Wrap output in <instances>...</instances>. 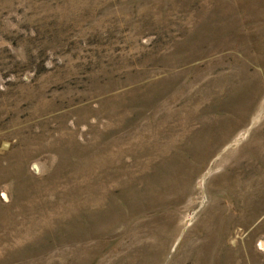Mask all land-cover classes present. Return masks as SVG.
I'll return each instance as SVG.
<instances>
[{"label": "rangeland", "instance_id": "obj_1", "mask_svg": "<svg viewBox=\"0 0 264 264\" xmlns=\"http://www.w3.org/2000/svg\"><path fill=\"white\" fill-rule=\"evenodd\" d=\"M0 264H264V0H0Z\"/></svg>", "mask_w": 264, "mask_h": 264}]
</instances>
